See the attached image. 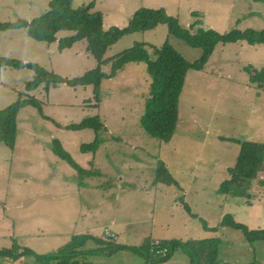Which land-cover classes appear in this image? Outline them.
<instances>
[{"label":"rangeland","instance_id":"374dc122","mask_svg":"<svg viewBox=\"0 0 264 264\" xmlns=\"http://www.w3.org/2000/svg\"><path fill=\"white\" fill-rule=\"evenodd\" d=\"M51 0H0V22L31 21L48 10ZM95 1L103 15V30L124 28L138 9H163L191 31L212 29L263 30L264 3L253 0H71L73 8ZM195 24V25H194ZM194 25L192 28L191 26ZM60 31L57 38L71 36ZM143 43L153 48L169 43L185 60L195 61L193 49L169 35L166 25L121 37L104 58L110 59ZM85 41L58 52L57 43L31 39L25 29L0 32V56L36 63L47 71L72 79L95 68L85 52ZM264 70V46L244 41L217 44L202 70H188L178 100L175 132L168 143L145 133L140 118L149 94L144 63H128L113 78L103 79L100 103L93 104L91 87H42L29 93L41 112L23 107L16 119L15 146L0 144V250L13 245L39 255L58 252L75 235L104 237L108 231L117 245L140 247L145 241L219 238L220 258L235 254L248 261L240 247L243 235L227 227L214 231L225 215L249 229H264V170L254 180L247 199L218 193L236 163L237 142L264 143V85L250 82V71ZM110 71V64L101 68ZM33 77L28 69H0V111L14 103ZM97 117L105 131H73L65 126ZM98 137L95 153L80 147ZM233 139L235 141H225ZM53 140L83 169L96 175L80 184L77 172L52 151ZM162 161L178 186L156 183ZM263 183H262V182ZM257 198H254V196ZM262 197V198H261ZM180 199L188 205L190 216ZM87 248L96 246L89 244ZM224 251H226L224 253ZM226 256V255H225ZM79 264H147L130 250L111 256L89 255ZM34 264L0 258V264ZM168 264H189L183 252Z\"/></svg>","mask_w":264,"mask_h":264},{"label":"trees","instance_id":"16d2710c","mask_svg":"<svg viewBox=\"0 0 264 264\" xmlns=\"http://www.w3.org/2000/svg\"><path fill=\"white\" fill-rule=\"evenodd\" d=\"M253 1L264 3V0ZM94 7L95 1L73 8L71 0H51L48 10L31 21L0 22V32L25 29L27 35L37 42L57 43V50L60 53L84 40L86 54L96 62L95 68L79 77L68 79L53 71H47L36 63H24L0 56V69H28L33 72L32 79L24 86L25 92L18 93L16 101L0 111V144L9 149L14 148L17 136L16 119L23 107L32 106L41 112L39 101L29 93L40 87L48 92L50 88L60 85H66L71 89L91 87L93 104L90 106L97 108L101 100V81L113 78L128 63H144L149 78V94L145 99V108L140 118V124L147 135L163 143H168L175 132L178 119V100L186 72L202 70L215 46L219 43L229 44L244 41L249 45L264 46V29L259 31L253 29L231 30L224 34H219L212 29H198L192 33L182 28L178 19L167 15L163 9H138L124 28L112 27L105 31L103 30V15L101 12L95 11ZM158 25H166L169 35L184 42L190 48L200 49V57L195 61L188 62L169 43H165L160 48H153L152 57H150L145 44L135 43L131 48L110 59L104 58L107 49L121 37L136 32H145ZM60 31H69L72 35L57 38V33ZM107 64H110V71L104 73L101 68ZM245 69L250 71V82L257 83L261 87L264 85V70L258 72L249 68ZM64 128L73 131L93 129L97 136L100 132L105 131L104 125L97 117L86 118L78 124ZM224 140L235 141L233 139ZM237 143L240 150L236 163L228 169L229 178L221 183L218 193L243 197L247 199L248 204V200L252 198L250 195L251 186L258 174L264 170V143L252 141ZM98 145L99 139L96 137L93 142L81 145L80 149L82 152L94 154ZM52 151L77 172L80 184L85 178L96 175L93 169H83L75 163L58 140H53ZM155 182L178 186L162 161L157 163ZM180 201L187 213L194 217L183 199ZM202 223L207 231L215 232L222 227L240 231L248 243L264 240V229L251 230L245 225L235 222L231 215H225L218 226L214 228H208L204 221ZM104 236L105 238L91 234L75 235L58 252L46 255L21 249L15 244L9 250H0V258L19 261L24 257H31L34 264H79L78 258L80 257L85 258L89 255L109 257L120 250H130L142 257L148 264L165 263L178 252H183L190 264H222L216 259V252L220 244L219 238L196 241L147 240L140 247H127L117 245L111 237ZM89 244L95 245L96 249L87 248L86 246Z\"/></svg>","mask_w":264,"mask_h":264},{"label":"crops","instance_id":"0c3cea01","mask_svg":"<svg viewBox=\"0 0 264 264\" xmlns=\"http://www.w3.org/2000/svg\"><path fill=\"white\" fill-rule=\"evenodd\" d=\"M254 198H257V197L254 196ZM248 205L251 206V203H248ZM251 230H257V229H251ZM208 239H210V238H208ZM243 242H244V244L240 243L239 245H240V247L246 248L245 250H247V252L249 253L248 254L249 255L248 261L247 260L246 261H239L238 259L235 258V254H232V255L225 254L226 256L224 255L223 257L220 258V255H221V252H220L221 249L220 248L222 247L221 246L222 242H220L218 249H217V252H216L217 261L222 263V264H264V240H260V241L254 242V243H248L243 238ZM225 252L226 251H224V253ZM169 261L162 263V264H168ZM188 263H189V260H188Z\"/></svg>","mask_w":264,"mask_h":264},{"label":"built area","instance_id":"2783aa9c","mask_svg":"<svg viewBox=\"0 0 264 264\" xmlns=\"http://www.w3.org/2000/svg\"><path fill=\"white\" fill-rule=\"evenodd\" d=\"M105 233H106L105 235L108 237H111V235H112V234L110 235V233L108 231H106Z\"/></svg>","mask_w":264,"mask_h":264}]
</instances>
